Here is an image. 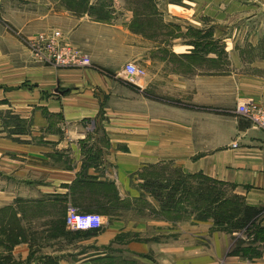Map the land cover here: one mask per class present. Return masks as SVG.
Listing matches in <instances>:
<instances>
[{
  "label": "crops",
  "instance_id": "0c3cea01",
  "mask_svg": "<svg viewBox=\"0 0 264 264\" xmlns=\"http://www.w3.org/2000/svg\"><path fill=\"white\" fill-rule=\"evenodd\" d=\"M137 3L37 0L30 30L61 32L85 67L35 62L0 22V264H218L231 235L151 193L185 174L264 208V131L237 112L264 108V0ZM104 202L101 231L67 229L69 206ZM244 254L226 263L264 264Z\"/></svg>",
  "mask_w": 264,
  "mask_h": 264
},
{
  "label": "rangeland",
  "instance_id": "374dc122",
  "mask_svg": "<svg viewBox=\"0 0 264 264\" xmlns=\"http://www.w3.org/2000/svg\"><path fill=\"white\" fill-rule=\"evenodd\" d=\"M14 1L15 0H0V22H3L9 35H12L22 42L32 59L39 63L32 54L33 49L31 47V39L33 40L40 32L33 34L34 32L32 31L34 29L32 31L30 30L34 24H40V21L37 20V15L34 14L37 12L35 6L37 0H18L19 4L17 6L14 5ZM110 1L111 3L113 2V0ZM122 1L131 5H138V0ZM245 1L253 3L259 0ZM3 3L5 4L3 5ZM22 27L29 29L30 32L22 31ZM101 137L103 138V136ZM189 177L190 175L185 174L182 179L186 180L188 183L198 182L202 184L203 190L208 187L211 190V195L208 198L205 197V195L204 197L191 196V204H188L187 207L188 211L198 208L195 212L197 215L195 219L202 222L210 221L213 224V230L220 231L221 233H229L231 235L232 246L229 252L217 253L216 261L218 264H229L226 262L229 261L230 257H239L241 254L243 255V252H245L244 256H247V258L250 259L249 261L253 258L260 257L264 253V208L257 209L247 207L244 200L236 195L235 189L230 186H225L224 184L215 185L212 181L202 175H195L194 178ZM110 195L112 201L117 196L113 195V192ZM198 198L200 200L199 203H194ZM114 205V202L98 203L97 205H90L92 210L88 209V211H79L84 213L93 212L101 215L105 214L106 216H109L107 218L110 219V216L117 215L115 214V211L119 206L117 207V205ZM119 215L122 216L124 214L122 213ZM184 219L185 226H187V224H190L189 221L192 218L189 217ZM88 236L91 235H81L80 238H86ZM153 237V239H155L157 236ZM138 239L141 238H137V241ZM204 239L206 240L207 246H209L210 253L212 254V241L208 237ZM198 256V254L191 255L193 258H197ZM184 259L187 261L188 257L185 256ZM185 261L184 263L186 264Z\"/></svg>",
  "mask_w": 264,
  "mask_h": 264
},
{
  "label": "built area",
  "instance_id": "2783aa9c",
  "mask_svg": "<svg viewBox=\"0 0 264 264\" xmlns=\"http://www.w3.org/2000/svg\"><path fill=\"white\" fill-rule=\"evenodd\" d=\"M32 54L42 64L58 67H85L91 66V60L81 51L74 49L62 40L59 31H43L33 40L31 39ZM124 70L128 81L138 85V81L145 77L143 68L128 63ZM237 112L249 119L255 126L264 131V108L250 104H240ZM237 147V145H234ZM65 225L67 229L78 232H99L104 227L102 215L98 213H84L75 207L69 206L66 211Z\"/></svg>",
  "mask_w": 264,
  "mask_h": 264
},
{
  "label": "trees",
  "instance_id": "16d2710c",
  "mask_svg": "<svg viewBox=\"0 0 264 264\" xmlns=\"http://www.w3.org/2000/svg\"><path fill=\"white\" fill-rule=\"evenodd\" d=\"M194 177L195 175H190L189 178ZM209 180L212 181L215 185L223 184L212 179ZM202 186L203 185L198 182L188 183L184 179H177L169 180L168 185L166 187V193L164 191L163 185H161V187H156L154 183H151L150 189L152 191L151 193L161 200L162 207L166 208L168 212L178 209V211L182 210L185 214H189L195 213L196 209L198 210V208H194L191 209V211H188L187 207L188 204H191V196L204 197L205 195V197L208 198L211 195V190L208 187L203 190ZM199 201L200 200L198 198L194 203L198 204Z\"/></svg>",
  "mask_w": 264,
  "mask_h": 264
}]
</instances>
